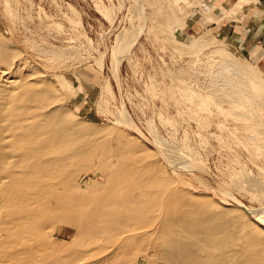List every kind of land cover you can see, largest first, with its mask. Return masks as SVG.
<instances>
[{
	"label": "rangeland",
	"instance_id": "rangeland-1",
	"mask_svg": "<svg viewBox=\"0 0 264 264\" xmlns=\"http://www.w3.org/2000/svg\"><path fill=\"white\" fill-rule=\"evenodd\" d=\"M180 3L0 0V71L25 73L37 88L43 77L61 76L64 84L56 92L62 112L79 124L75 147L88 150L91 160L74 158L78 184L94 180L89 187L95 181L103 186L105 178L98 175L103 166L158 165L184 200L203 199L193 206L196 219L220 218L221 231L235 223L248 229L257 222L238 221L251 216L238 201L264 206V66L246 55L249 50L229 30L195 31L194 19L206 24L212 17L190 13ZM125 31L139 36L114 74L112 51ZM123 110L137 130L121 118ZM242 231L248 239L250 232ZM76 235L68 222L49 225L38 244L42 264H49L52 248L67 257L95 249L100 264L104 241ZM255 241L263 246L264 236ZM130 248L118 264H169L158 245ZM78 257L77 263L83 261Z\"/></svg>",
	"mask_w": 264,
	"mask_h": 264
},
{
	"label": "bare ground",
	"instance_id": "bare-ground-1",
	"mask_svg": "<svg viewBox=\"0 0 264 264\" xmlns=\"http://www.w3.org/2000/svg\"><path fill=\"white\" fill-rule=\"evenodd\" d=\"M178 1L186 5V11L209 17L214 9L203 0ZM254 2L258 0H236L223 6L222 13L225 19L240 18ZM137 35V31H125L117 36L118 42L123 41L112 51L114 74ZM0 72L5 74L0 76V264H42L38 244L56 221L74 225L76 236L94 235L104 241L100 264H118L122 256L132 253L131 244L140 248L148 243L158 245L169 264H247L248 258L252 264H264V245L255 241L264 236V206L254 208L238 201L251 215H242L238 221L245 224L252 219L257 224L247 229L235 223L221 231L224 220L212 217L206 222L194 217L193 206L201 205L203 199L188 195L184 200L158 165L103 166L98 170L105 178L103 186L95 181L90 188L94 180L78 184L74 158L83 157L81 163L88 164L91 160L88 150L75 147L79 124L62 112L56 92L59 83L64 84L61 76L54 75L53 80L54 76L43 75L37 88L39 84L25 73ZM122 114L137 130L128 112ZM79 153L83 156H75ZM169 157L170 166L179 169ZM243 229L250 232L248 239H243ZM58 251L52 248L49 264H95V249L69 257ZM78 255L84 259L77 263Z\"/></svg>",
	"mask_w": 264,
	"mask_h": 264
},
{
	"label": "crops",
	"instance_id": "crops-1",
	"mask_svg": "<svg viewBox=\"0 0 264 264\" xmlns=\"http://www.w3.org/2000/svg\"><path fill=\"white\" fill-rule=\"evenodd\" d=\"M204 3L213 5L211 21L202 24L200 18L192 21L191 27L195 31H202L206 29L229 30L230 35L233 36L237 44L245 51L249 58H255L258 66H264V0L250 3L240 18L225 19L222 13L223 6H230L236 0H203ZM218 11V12H217ZM201 15V14H200ZM201 17V16H200ZM222 18V19H221ZM220 19V20H219Z\"/></svg>",
	"mask_w": 264,
	"mask_h": 264
}]
</instances>
